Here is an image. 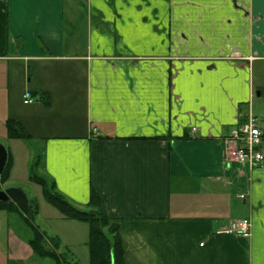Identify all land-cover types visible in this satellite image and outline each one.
<instances>
[{
    "label": "crops",
    "instance_id": "obj_1",
    "mask_svg": "<svg viewBox=\"0 0 264 264\" xmlns=\"http://www.w3.org/2000/svg\"><path fill=\"white\" fill-rule=\"evenodd\" d=\"M256 63L264 0H0V138L21 123L76 207L96 191L126 264H264V162L225 155L249 116L264 134Z\"/></svg>",
    "mask_w": 264,
    "mask_h": 264
},
{
    "label": "rangeland",
    "instance_id": "obj_2",
    "mask_svg": "<svg viewBox=\"0 0 264 264\" xmlns=\"http://www.w3.org/2000/svg\"><path fill=\"white\" fill-rule=\"evenodd\" d=\"M262 68L263 66L261 67L259 63L255 64L254 81L255 87L259 88L256 90L252 104L255 115L260 118L264 117V73ZM259 92L262 93L260 97L258 96ZM5 133L0 138V142L13 152L15 166L11 178L7 183H1V188H19L26 193L29 201H36L39 214L34 217V225L48 236L59 238L61 242L59 252L65 253L70 261L89 264L87 244L89 225L65 219L53 205L47 202L42 186L30 179L32 174H37L45 179L42 169L34 161L37 151H40V145L35 146L29 140L14 139L18 141H11L8 136L5 137ZM16 142L19 144L18 147L15 145ZM239 193L247 195L245 189ZM238 200L241 203L243 199ZM87 209L88 207H85L83 210ZM234 217H239V215L234 214ZM33 236V231L26 223L24 216L0 211V250L3 251L2 246L11 245L10 252L13 253L14 260L9 264H55L51 258H41L33 252L29 244Z\"/></svg>",
    "mask_w": 264,
    "mask_h": 264
},
{
    "label": "trees",
    "instance_id": "obj_3",
    "mask_svg": "<svg viewBox=\"0 0 264 264\" xmlns=\"http://www.w3.org/2000/svg\"><path fill=\"white\" fill-rule=\"evenodd\" d=\"M7 135L10 139L27 140L31 135L25 127L14 119L6 122ZM14 160L9 152L8 163L5 168L1 183L10 179ZM30 179L41 185L43 194L48 203L53 205L65 219L76 220L89 225V264H126L124 248L120 235V222L110 216L105 208L102 197L96 192H91L88 209L76 207L61 193L56 190L53 183L37 174H32ZM0 211L18 213L24 216L26 223L33 231V238L29 244L33 252L41 258H51L55 264H79L70 261L65 253H60L61 242L57 237H50L34 225V217L39 214L36 201H29V216H25L15 203L0 202Z\"/></svg>",
    "mask_w": 264,
    "mask_h": 264
},
{
    "label": "built area",
    "instance_id": "obj_4",
    "mask_svg": "<svg viewBox=\"0 0 264 264\" xmlns=\"http://www.w3.org/2000/svg\"><path fill=\"white\" fill-rule=\"evenodd\" d=\"M24 103L34 101L30 92L24 94ZM225 155L229 162H236L248 166L251 170L261 167L264 162V135L252 116L248 121L235 128L226 139ZM244 198L243 195L240 196ZM251 222L241 220L233 222L228 233L249 237Z\"/></svg>",
    "mask_w": 264,
    "mask_h": 264
},
{
    "label": "water",
    "instance_id": "obj_5",
    "mask_svg": "<svg viewBox=\"0 0 264 264\" xmlns=\"http://www.w3.org/2000/svg\"><path fill=\"white\" fill-rule=\"evenodd\" d=\"M8 150L0 143V202L15 203L19 210L29 216V200L24 191L16 187L1 188V179L8 163Z\"/></svg>",
    "mask_w": 264,
    "mask_h": 264
}]
</instances>
